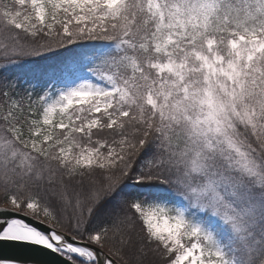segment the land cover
Listing matches in <instances>:
<instances>
[{
    "label": "snow or ice",
    "instance_id": "obj_1",
    "mask_svg": "<svg viewBox=\"0 0 264 264\" xmlns=\"http://www.w3.org/2000/svg\"><path fill=\"white\" fill-rule=\"evenodd\" d=\"M0 264H264V0H0Z\"/></svg>",
    "mask_w": 264,
    "mask_h": 264
}]
</instances>
